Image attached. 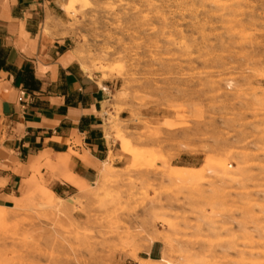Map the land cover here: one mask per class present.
Here are the masks:
<instances>
[{
    "label": "rangeland",
    "instance_id": "374dc122",
    "mask_svg": "<svg viewBox=\"0 0 264 264\" xmlns=\"http://www.w3.org/2000/svg\"><path fill=\"white\" fill-rule=\"evenodd\" d=\"M67 2L76 59L134 126L114 138L156 158L130 157L105 194L67 201L68 223L21 198L0 264H127L152 239L170 264H264V0Z\"/></svg>",
    "mask_w": 264,
    "mask_h": 264
},
{
    "label": "crops",
    "instance_id": "0c3cea01",
    "mask_svg": "<svg viewBox=\"0 0 264 264\" xmlns=\"http://www.w3.org/2000/svg\"><path fill=\"white\" fill-rule=\"evenodd\" d=\"M65 0H0V208L11 209L41 185L65 202L99 179L101 165L122 169L112 125L117 113L113 85L82 70L64 27ZM106 134L109 135L107 138ZM153 242L139 261H160Z\"/></svg>",
    "mask_w": 264,
    "mask_h": 264
},
{
    "label": "bare ground",
    "instance_id": "6f19581e",
    "mask_svg": "<svg viewBox=\"0 0 264 264\" xmlns=\"http://www.w3.org/2000/svg\"><path fill=\"white\" fill-rule=\"evenodd\" d=\"M87 0H68L67 4H65V9L67 10H74L75 6L78 3L85 4ZM81 68L84 72L89 73L92 71L89 66L80 64ZM95 70V69H93ZM97 71L101 72L103 74V77L108 73L106 67L99 66L97 68ZM107 138L109 137L108 134H106ZM115 140L120 142L121 147V153L124 155L130 156L134 162L143 160L146 156H149L152 161L155 160V156L151 152H144L143 150H138L130 145V143L123 138H116ZM148 155H145V154ZM111 157H109V160L107 163H104L101 165V168L99 170V179L96 182V184L90 188H84V187H78L79 188V195L77 198L73 200V203H77L81 200H88L89 198H97L98 196H101L102 194L106 193V187L107 182L112 178V174L117 171L115 170L111 162ZM220 167L223 169L224 166L220 165ZM184 172L186 174L191 173L190 175H195L194 172H191L190 170H185ZM183 172V171H182ZM90 189V190H89ZM27 201L33 202L35 201L38 203V207L41 210L42 217L48 221L51 222L53 225H57L63 222L69 221L71 217V211L70 204L66 203L64 200L60 199L54 193H52L50 190L46 189L45 187L41 185H36L27 195ZM22 200H16L14 202L13 210L17 213L20 210L23 209ZM12 209V208H11ZM11 209H5L0 208V224L4 225L9 220V215L7 214V211ZM74 235L77 234V232L74 230ZM65 240V239H64ZM155 239H152V243L155 242ZM135 259H137V256H135ZM170 264L169 261L166 259H161L160 261H139V264Z\"/></svg>",
    "mask_w": 264,
    "mask_h": 264
}]
</instances>
